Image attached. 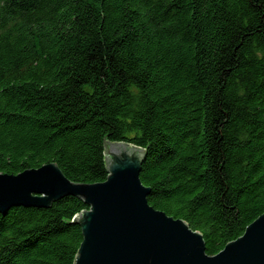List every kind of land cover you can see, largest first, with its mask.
Instances as JSON below:
<instances>
[{
    "label": "trees",
    "instance_id": "16d2710c",
    "mask_svg": "<svg viewBox=\"0 0 264 264\" xmlns=\"http://www.w3.org/2000/svg\"><path fill=\"white\" fill-rule=\"evenodd\" d=\"M145 150L149 204L215 256L264 214V0H0V174L107 180ZM0 211V264H75L88 210Z\"/></svg>",
    "mask_w": 264,
    "mask_h": 264
},
{
    "label": "water",
    "instance_id": "95a60500",
    "mask_svg": "<svg viewBox=\"0 0 264 264\" xmlns=\"http://www.w3.org/2000/svg\"><path fill=\"white\" fill-rule=\"evenodd\" d=\"M104 150L109 176L101 183H73L55 163L0 174V211L83 199L89 209L73 219L83 234L75 264H264V214L210 256L200 232L149 204L151 188L140 178L145 150L125 142H106Z\"/></svg>",
    "mask_w": 264,
    "mask_h": 264
}]
</instances>
